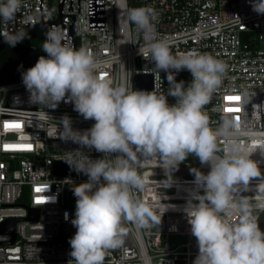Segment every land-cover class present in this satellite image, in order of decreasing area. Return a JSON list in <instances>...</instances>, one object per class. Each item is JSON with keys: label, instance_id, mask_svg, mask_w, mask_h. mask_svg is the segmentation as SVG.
Returning <instances> with one entry per match:
<instances>
[{"label": "built area", "instance_id": "built-area-1", "mask_svg": "<svg viewBox=\"0 0 264 264\" xmlns=\"http://www.w3.org/2000/svg\"><path fill=\"white\" fill-rule=\"evenodd\" d=\"M127 5L152 7L158 13L154 22L157 39L168 44L173 56L195 51L227 65L220 86L203 110L213 129L220 127L225 116L240 124L239 135L217 137L216 155L224 156L233 140L251 152L262 175L253 177L249 189L238 190L235 197L247 198L253 209H260L257 205L264 202V194L257 189L264 180V15L252 10L251 0H127ZM39 23H48L47 31L53 27L62 30L74 49L90 51L99 62L98 74L113 87L158 89L167 95V73L155 71L154 62L139 53L145 46L143 33L120 14L114 0H22L15 19L7 25L0 23V31L14 33ZM42 55L48 54L33 44L28 62L34 66ZM139 74L152 75V87H137ZM175 79L187 87L193 77L184 69ZM167 101L175 104L176 98L167 95ZM228 108L238 111H226ZM65 114L75 129L86 130L95 123L78 114L71 101L46 108L29 102L22 80L0 82V264H75L69 255V238L76 232L71 223L75 209L67 205L65 189L88 178L76 171L68 175L54 169L56 162L65 161L81 147L60 139ZM6 124L19 127L6 128ZM81 150L93 160L104 155L94 148ZM116 155L112 154L113 159ZM188 157L171 177L158 158H138L134 167L144 185L130 191L158 216L163 214L165 226L138 228L125 223L124 244L108 250L103 264H193L199 249L183 209L189 200L196 203L194 197L203 194L193 170L207 174L210 165L199 159L190 162Z\"/></svg>", "mask_w": 264, "mask_h": 264}, {"label": "clouds", "instance_id": "clouds-1", "mask_svg": "<svg viewBox=\"0 0 264 264\" xmlns=\"http://www.w3.org/2000/svg\"><path fill=\"white\" fill-rule=\"evenodd\" d=\"M114 3L143 33L145 46L139 53L154 62L155 71L167 73V95L176 98L175 104L170 105L167 95L158 89L113 87L98 74L99 62L94 55L83 47L74 49L57 27L45 32L41 46L48 55L40 56L34 66L22 72L30 103L55 109L61 101H71L85 120L95 121L90 128L79 130L73 128L67 114L61 118L60 139L81 146L69 153L65 162L88 178L71 188L76 197L71 220L76 232L69 238L71 260L75 264H103L108 250L124 244L128 233L125 223L138 228L161 223L163 214L158 216L130 191L144 185L134 167L138 158H158L171 177V172L194 154L202 164L210 165V171L193 170L203 194H197L194 200L198 202L189 200L183 209L199 249L193 264H264V231L258 216L247 198L235 197L238 190L249 189L253 177L262 175L258 162L234 140L224 156L216 155L217 137L239 135L240 124L225 116L220 127L213 129L203 110L220 86L227 65L195 51L173 56L168 44L157 39L154 22L158 13L152 7L131 8L127 0ZM251 6L264 15V0H251ZM21 8L22 0H0V23L12 22ZM27 35L24 30L0 31L12 47ZM184 69L193 77L187 87L175 79ZM83 147L104 155L93 160ZM113 153H118L114 159ZM257 189L264 194V180ZM257 207L264 210V202ZM234 215L236 221L231 220Z\"/></svg>", "mask_w": 264, "mask_h": 264}, {"label": "trees", "instance_id": "trees-1", "mask_svg": "<svg viewBox=\"0 0 264 264\" xmlns=\"http://www.w3.org/2000/svg\"><path fill=\"white\" fill-rule=\"evenodd\" d=\"M28 35L15 47L9 44L0 52V82H13L22 80V72L32 67L28 62L31 45L37 44L40 49L45 40L46 29L26 30ZM75 209V208H74Z\"/></svg>", "mask_w": 264, "mask_h": 264}, {"label": "water", "instance_id": "water-1", "mask_svg": "<svg viewBox=\"0 0 264 264\" xmlns=\"http://www.w3.org/2000/svg\"><path fill=\"white\" fill-rule=\"evenodd\" d=\"M49 26L48 23H39L37 25H29L27 27H24L19 30H35V29H45ZM16 32V31H15ZM14 32V33H15ZM8 43L4 40L2 37L0 39V52L6 47ZM136 85L139 88H147V87H152L153 85V78L152 75H146V74H139L136 79ZM9 136H14V134H9ZM54 169L57 173H62V174H73L74 170L69 167V165L65 161H59L56 162L54 165ZM10 223V228L12 231H14V223L15 220H12Z\"/></svg>", "mask_w": 264, "mask_h": 264}, {"label": "rangeland", "instance_id": "rangeland-1", "mask_svg": "<svg viewBox=\"0 0 264 264\" xmlns=\"http://www.w3.org/2000/svg\"><path fill=\"white\" fill-rule=\"evenodd\" d=\"M199 159L194 154L189 155L188 161L193 162V160ZM76 184H70L65 189V195H66V201L67 205L71 208H75L76 206V197L73 195V192L71 190L72 187H74ZM254 214L258 216V224L262 231H264V210L261 209H253ZM165 226V223H161L160 227L163 228Z\"/></svg>", "mask_w": 264, "mask_h": 264}, {"label": "snow or ice", "instance_id": "snow-or-ice-1", "mask_svg": "<svg viewBox=\"0 0 264 264\" xmlns=\"http://www.w3.org/2000/svg\"><path fill=\"white\" fill-rule=\"evenodd\" d=\"M228 100H239V97H227ZM226 111L232 112V111H238L237 109L228 108ZM5 127H19V125H5ZM8 147H19V146H8ZM37 191H41V189H38Z\"/></svg>", "mask_w": 264, "mask_h": 264}]
</instances>
